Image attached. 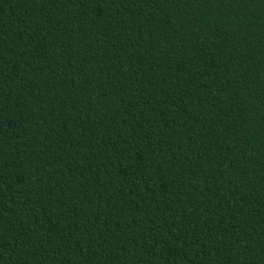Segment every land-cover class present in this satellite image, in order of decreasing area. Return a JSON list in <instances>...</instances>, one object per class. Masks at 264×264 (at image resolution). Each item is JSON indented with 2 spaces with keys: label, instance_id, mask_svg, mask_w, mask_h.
Wrapping results in <instances>:
<instances>
[{
  "label": "trees",
  "instance_id": "1",
  "mask_svg": "<svg viewBox=\"0 0 264 264\" xmlns=\"http://www.w3.org/2000/svg\"><path fill=\"white\" fill-rule=\"evenodd\" d=\"M0 264H264V0H0Z\"/></svg>",
  "mask_w": 264,
  "mask_h": 264
}]
</instances>
